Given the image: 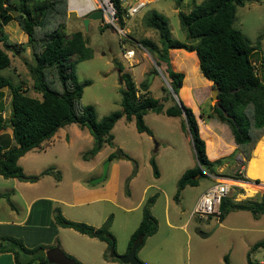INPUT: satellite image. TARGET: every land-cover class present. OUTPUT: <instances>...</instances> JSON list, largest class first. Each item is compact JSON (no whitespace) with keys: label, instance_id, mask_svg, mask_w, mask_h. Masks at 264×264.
Masks as SVG:
<instances>
[{"label":"rangeland","instance_id":"obj_1","mask_svg":"<svg viewBox=\"0 0 264 264\" xmlns=\"http://www.w3.org/2000/svg\"><path fill=\"white\" fill-rule=\"evenodd\" d=\"M75 1L80 4L94 3V0ZM195 1L197 0L147 1L136 13L124 14V24L119 27L114 21L111 7L107 13L108 18L104 15L103 19L91 18L84 23L82 18L90 9L79 13L73 5H70V0H67L64 33L69 34L72 30L79 29L86 44L92 49L90 57L77 60L74 65L77 80L79 82L84 79L89 80L88 83L82 85L79 103L92 104L96 118L111 110L119 109V88L123 86V81L119 77L120 71L117 69V64H119L122 70L131 74L136 86L145 80L152 96L162 101L163 106L170 104L169 95L172 96V94L169 91L170 85L164 62L157 64L156 56L145 49L146 52L138 42L141 37H149L160 45L156 30L145 25L143 15L151 9L162 13L167 19L171 36L184 40L185 34L179 26L176 11L179 8L184 11L188 10ZM98 6L99 0L94 8ZM11 13L14 14L15 10ZM233 24L249 39L251 44H256L258 41V47L251 60L256 73L264 80L260 65V56L264 59V0H245L243 4L237 5ZM2 29L11 44L5 46L0 40V47L10 57L9 64L0 68V74L6 75L13 83L20 84L27 94L39 97V93L31 87L32 79L27 68V62H32V56L26 42V33L14 18L4 23ZM16 42L22 45L21 48L15 46L17 50L13 45ZM129 51H132V55L126 57ZM142 51H145L144 54ZM168 61L172 69L178 66L180 68L176 70L185 72L184 80L182 78L184 88L180 90L183 96L187 92L189 82L203 85L201 82L203 76L197 75L194 71L195 62L192 56H176L172 58V63L169 59ZM181 67L184 69L182 70ZM52 86L59 88L58 83ZM203 88L199 87L200 90ZM163 95L166 98L162 100ZM206 99L211 102L214 100L208 94ZM8 111L9 89L4 86L0 90V116L6 126L0 128V137H7L6 140L13 143L7 123ZM209 113L213 119L220 121L212 109ZM206 116L208 115L204 113L205 118ZM143 118L145 124L151 129V133L138 132L133 117L125 120L120 116L115 120L110 130L113 135L112 143H105L97 157L103 158L109 151L115 155L107 162L105 174L99 180L91 181L97 176L95 173L101 171L102 163L107 157H104L100 164L98 163L99 166L97 164L93 170H89L93 157L91 155L83 158L81 153L92 145L93 137L85 125L81 126L75 122L59 126L49 138L42 142V147L37 145L28 149L18 157L17 162L25 174H37L44 167H52L53 172L40 175L44 176L42 185H45L49 192L61 196L65 201L73 202L71 195L73 186L77 189H82L78 187L90 189L80 198L95 199L82 204L53 202L51 211L53 207H58L64 217L89 224L91 223L86 219L90 218L100 224L102 218L110 214L108 230L114 236L113 250L118 254L125 252L130 233L139 222L141 203L143 204L147 196L153 194L154 199L150 205V212L156 219V229L146 235L142 244L135 250V255L142 262L145 264H224L222 255L227 253L231 264H247L246 254L251 244L264 239V213H253L250 209L236 208L228 210L222 217H219L217 214L198 216L191 214V210L204 186L209 182L220 180L219 178L243 179L252 182L254 179L258 182L262 179L264 181L263 167L255 155V149L264 135L260 134L256 139L254 148L250 150V158L244 159L236 151L239 154L234 152L232 157L226 159L228 162L225 166L219 167L212 173L208 174L201 167L205 175H200L195 184H185L184 188L178 190L175 199L173 195L177 189L179 175L185 168L195 163L191 142L185 138L186 129L183 125H178L177 117L166 115L162 111L147 110ZM225 133L231 135L230 131H224ZM205 136L208 142L207 151L210 154L214 149L213 140L208 134ZM117 150L121 152L120 155L116 153ZM148 156L154 157L158 169L156 176L152 173ZM251 159L256 161L253 170L248 169V162ZM55 171H58V176ZM11 184L9 177L0 174V190H6ZM231 186L232 189L226 195L232 200L259 199L262 196L259 192L262 189L254 192L250 187L242 190L237 189V184ZM241 190L242 194L236 193ZM251 192L252 194L249 195L248 193ZM97 195L110 196L114 202L110 199L96 198ZM17 200L20 202L19 198ZM0 203L2 205L0 216L6 217L4 209H7L8 202L1 198ZM50 240L51 244L60 247L67 255L71 253L66 250H71L78 255L82 254L81 256L87 257L88 260L92 258L93 264H128L111 258L110 248L106 244L96 242V240L88 244L79 235L76 238L67 226L59 228L58 233H55ZM53 245L46 244L45 246ZM98 247H105L103 254H107V262L95 252ZM262 254H264V245H259L256 249L249 251L250 257ZM70 256L76 259L74 255Z\"/></svg>","mask_w":264,"mask_h":264},{"label":"trees","instance_id":"obj_2","mask_svg":"<svg viewBox=\"0 0 264 264\" xmlns=\"http://www.w3.org/2000/svg\"><path fill=\"white\" fill-rule=\"evenodd\" d=\"M109 1L113 8L114 21L122 27L125 11L123 0ZM244 1L199 0L193 2L186 11L177 9L179 26L185 34L184 40L171 36L167 19L162 13L151 9L143 15L145 25L156 30L160 45L149 37H141L138 42L150 54L156 56L157 64L164 62L170 88L175 93L178 89L184 88L183 72L172 69L168 61L167 50L175 47L193 50L200 73L211 80L213 87L215 85L218 87L216 98L219 106L214 103L211 109L220 121L228 125L235 148L227 155L209 160L205 155L204 141L198 133L197 122L191 108L180 99L176 101L171 95H169L171 103L163 106L162 101L150 94L145 80L136 86L131 74L122 70L119 64L117 69L123 81V86L119 88V109L96 118L92 104L79 103L82 85L89 80L79 82L74 65L77 60L90 57L92 49L86 44L79 29L72 30L69 34L64 33L67 0H0V40L3 45L10 46L11 43L2 25L14 18L26 33V42L32 56V62H27L32 79L31 87L39 93V97L29 95L20 84L13 83L6 75L0 74V90L4 86L9 89L7 123L13 142L9 143L7 137H0V174L33 181L44 173L53 172L52 167L48 166L37 174H25L17 163V158L51 136L59 126L69 122L85 125L93 137L92 145L81 153L83 158L93 155L103 143H111L110 128L120 116H124L125 119L133 117L137 131L151 133L143 119V114L147 110L181 116V123L189 134L196 162L179 175L177 189L173 195L175 199L178 190L185 184H195L200 175H205L202 168L210 171L224 159L232 157L236 151L247 159L256 139L264 133V80L256 73L251 60L258 47V41L251 44L233 24L235 7ZM14 10L15 13L12 14L11 11ZM13 45L15 50H17L15 46L22 47L21 43L17 42ZM260 57L261 70L264 74V59ZM9 62V55L0 47V68L7 66ZM54 83H58L59 88L53 87ZM165 98L163 95L162 100ZM222 110H225L227 115H224ZM5 126L0 116V128ZM114 155L115 153L109 152L107 158ZM149 163L152 173L156 176L158 169L153 156L149 157ZM57 173L58 171H55L58 176ZM0 195L8 199L6 192ZM261 195L259 199L239 200H232L225 195L220 200L217 215L222 217L228 210L236 208L264 213V188ZM153 199L154 195H149L141 205V217L130 233L126 250L137 235L142 236L140 246L144 237L155 231L156 219L150 212ZM52 217L58 225L69 226L81 233L95 236L105 241L108 248L114 246V236L108 230L110 214L98 226L68 219L61 214L58 207H53ZM259 245H264V239L251 244L246 254L247 264H255L254 259L249 256V251ZM45 248L47 247L42 243L26 246L21 237L0 234V251H10L13 264L32 262L57 264L47 261L44 255ZM104 256L107 257V254L104 253ZM111 258L117 259L113 256ZM222 259L224 264H231L227 253L222 255Z\"/></svg>","mask_w":264,"mask_h":264},{"label":"crops","instance_id":"obj_3","mask_svg":"<svg viewBox=\"0 0 264 264\" xmlns=\"http://www.w3.org/2000/svg\"><path fill=\"white\" fill-rule=\"evenodd\" d=\"M147 1H150V0H146V2ZM198 1L199 0H197L195 2H198ZM143 49L145 50V48H143ZM128 50H131V49H128ZM145 51H142V53L144 54ZM167 54H168V59L170 61L172 60L173 57H176V56H178V57L186 56V55L192 56V58L195 62V70H194L195 73L197 75L203 76L198 69L197 57H196V54L193 50H187V49L182 48V47L168 48ZM125 56L129 57L127 55H125ZM171 63H172V61H171ZM177 68H180V67L176 66V68H174V69L176 70ZM181 69L183 70L184 68L181 67ZM183 73H184L183 77H185V72L183 71ZM201 78H202L201 82H203V85H197V84H193V83L190 84V82H189L186 94L183 96L181 94L180 90L178 89V92H177L178 95L177 96L185 105H187L191 108V110L195 116L196 122H197L198 133L204 141L205 155L209 160H213L217 157L227 155L230 152H232L235 148V143H234L231 135H227L226 133L224 134V131L225 132L230 131L227 127L228 125L225 122L216 121L210 115H208L209 112L211 111V105L214 104V100H213V102H211V101L206 99V96H207V94L211 96V92L213 90V87H211V80L207 79L204 76ZM183 80H184V78H183ZM192 85H194V86H192ZM201 86L204 87L203 90L199 89V87H201ZM204 113H205V115H208V116H206V118L204 117ZM170 116L177 117L178 118V125L179 126L182 125L181 116H179V115H170ZM121 117H123V119H125L124 116H121ZM125 120H130V119H125ZM111 127H113V125ZM111 129L112 128H110V130ZM138 132H145V131H138ZM186 133L187 134L185 135L186 136L185 138L190 140L187 130H186ZM205 134H208V136L213 140L214 149L210 154L207 151V138H206ZM261 135H264V133ZM112 138H113V135H112ZM44 140H42L40 142V144H39L40 147L43 146L42 142ZM111 143H112V139H111ZM103 145H105V143H103L101 145V147L92 155L93 161L89 167L90 171L93 170L98 163L100 164V161L104 157H107V154L110 152V151L107 152L105 154V156H103V158L97 157V155L99 154ZM120 154H121V152H119V155ZM236 154H239V153L236 152ZM149 157L150 156H148V159H149ZM226 159H228V158H226ZM226 159H224L221 164L215 166L212 170L207 171V172L212 173V172L216 171L217 169H219V167L225 166L228 162ZM110 160H111V158H109L108 161H110ZM195 162H196V159H195ZM99 164H98V166H99ZM99 173H100V170L97 173H95V175H98ZM208 176L211 177L210 175H208ZM8 177L10 178V180L12 182L11 186H8V188L6 190H0V194L6 192L8 195V199H6L4 196L0 195V199L3 198L8 202V204L6 205L7 209H4V215H6V217L0 216V234H11V235L21 237L23 243L26 246H33L37 243H42L44 245H46V244L53 245V244H51L50 239L53 236H55V233H58L59 228L66 227V226L58 225L54 222L53 217H52V211H51L53 202H63L66 204H72L74 202L76 204H82L84 202H88L90 200L95 199V198H88V199L80 198V196L82 194L86 193L90 189H88L87 187L86 188L78 187V188H82L83 189L82 190V189H77V187L73 186V189H71V195L73 198V202L65 201L61 196L54 194V192L51 193V192H49V190H46V186L42 185V183H43L42 178L44 176H42V177L40 176L38 179H35L33 181L19 179L15 176H8ZM259 181L264 183V181H262V179H259ZM211 183L212 182H209L208 184H206L204 186V188L199 193H201ZM156 187H158V186H156ZM158 188L161 189L160 187H158ZM182 188H184V186ZM161 191H163V190L161 189ZM259 192L262 194V190H260ZM166 196L167 195L165 193V197ZM17 197L20 199V202H18ZM197 197H196V199H197ZM96 198H105V199H110L113 201L112 197L105 196V195H97ZM140 200L141 199H139V201ZM9 201H10V203H9ZM141 205H142V203H141ZM0 206H2L1 203H0ZM165 214H166L165 219L167 220L168 218H167L166 210H165ZM75 219H78V218H75ZM104 219H105V217L102 218V221ZM86 221L90 222L91 225H94V226H98L101 224V223L98 224V222H94L90 218L86 219ZM67 227L70 230H72V233L74 234V236L76 238H78V235H79L88 244H92L93 242H95V240H96V242H102L103 244H106L105 241L98 239L95 236H90V235L81 233V232H79V231H77V230H75L69 226H67ZM104 249H105V247H98V249L95 252L97 253V255H100L99 257L103 261L107 262V258L103 254ZM254 249H256V248H254ZM66 251L71 253L70 255H74V257L76 259H78L81 263L89 262L90 264H93L92 258H90V260H88L87 257L81 256L82 254L78 255L75 252H71V250H66ZM258 257L259 256L250 257V258L256 259ZM0 264H13V257H12V253L10 251H0ZM162 264H167V263H162Z\"/></svg>","mask_w":264,"mask_h":264},{"label":"water","instance_id":"obj_4","mask_svg":"<svg viewBox=\"0 0 264 264\" xmlns=\"http://www.w3.org/2000/svg\"><path fill=\"white\" fill-rule=\"evenodd\" d=\"M91 18L92 19H103L104 18L103 8L102 7H97V8L89 10L82 19H83V22L86 23ZM169 91L172 94V96L174 97V99L176 101H178L179 98L177 96V93H175L170 88V86H169ZM217 92H218V87L215 85L213 87L212 92H211V96L214 99V103L219 106L218 100L216 98ZM222 113L224 115H227L225 110H222ZM116 153L119 154V150H117ZM107 162H108V158L105 159V161L102 163L100 173L91 180L92 182L96 181V180H99V179H101L104 176L105 171H106ZM194 176L197 177V174H195ZM141 239H142V236L141 235H137L134 238V240L132 241L130 247L124 253H121V254L116 253L113 250V248H110L109 255L113 256V257H116L120 261L128 263V264H145L144 262H142L135 255V250L137 249V247L141 243ZM44 255H45L47 261H49V262H54V263H57V264H79L73 258H71L66 253H64L61 250V248L58 247L57 245H53L51 247L46 248L44 250Z\"/></svg>","mask_w":264,"mask_h":264},{"label":"built area","instance_id":"obj_5","mask_svg":"<svg viewBox=\"0 0 264 264\" xmlns=\"http://www.w3.org/2000/svg\"><path fill=\"white\" fill-rule=\"evenodd\" d=\"M107 1L109 3V8L110 7L112 8L111 2L109 0ZM122 3L125 9L124 14L132 15L136 13L142 6L145 5L146 0H123ZM98 7H101V6L99 5ZM103 14H104V11H103ZM219 179L220 180L213 181L208 187H206L198 195L193 205V208L191 210V214L202 216V215L218 213V206H219L220 200L223 196L227 194L229 181L231 180L229 178H219ZM239 180H243V179H239ZM253 182H257V180L254 179ZM254 262L255 264H264V254L254 259Z\"/></svg>","mask_w":264,"mask_h":264},{"label":"bare ground","instance_id":"obj_6","mask_svg":"<svg viewBox=\"0 0 264 264\" xmlns=\"http://www.w3.org/2000/svg\"><path fill=\"white\" fill-rule=\"evenodd\" d=\"M96 2H97V0H94V3L93 2H87L85 4H80V3H76L75 0H70V5L71 6L73 5L74 9L80 13L82 11L94 8L96 6ZM99 5L103 8L104 15H106V17L108 18L107 13H109V10H110L108 1L107 0H99ZM126 55L130 57L132 55V51H129ZM255 155L257 156V158H258L259 162L261 163L263 170H264V138L258 143V145L255 149ZM255 166H256V161L254 159H251L248 162V169L253 170ZM245 173H246V170H245ZM246 176H248L247 173H246ZM233 184H237V189L244 190L245 187H250L252 190H254V192L259 191V189L264 188V183L260 182V181L259 182L258 181L252 182L249 180H230L227 192L230 189H232L231 185H233ZM242 190L239 192H236V193L242 194L243 193ZM248 194L251 195L252 192L248 193Z\"/></svg>","mask_w":264,"mask_h":264}]
</instances>
